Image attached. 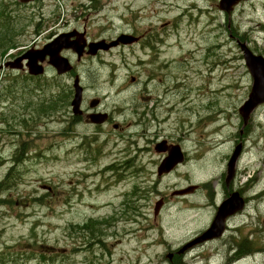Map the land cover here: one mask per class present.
Segmentation results:
<instances>
[{
    "label": "rangeland",
    "instance_id": "obj_1",
    "mask_svg": "<svg viewBox=\"0 0 264 264\" xmlns=\"http://www.w3.org/2000/svg\"><path fill=\"white\" fill-rule=\"evenodd\" d=\"M218 1L0 0L17 35L0 53V264H264V103L246 123L239 112L253 83L239 43L264 57V0L229 16ZM84 24L90 39L159 31L160 52L141 42L80 63L62 53L85 101L112 119L69 126L49 106L72 73L47 66L34 78L4 63ZM158 144L181 153L162 175ZM229 198L230 210L242 202L232 232L182 250Z\"/></svg>",
    "mask_w": 264,
    "mask_h": 264
},
{
    "label": "water",
    "instance_id": "obj_2",
    "mask_svg": "<svg viewBox=\"0 0 264 264\" xmlns=\"http://www.w3.org/2000/svg\"><path fill=\"white\" fill-rule=\"evenodd\" d=\"M21 3H28L34 0H19ZM240 0H219L218 9L230 13L233 6L237 4ZM71 33H63L54 38L49 43L45 44L41 49H36L34 47L29 48L22 55L16 57L13 60H8L4 63L5 67L22 69L24 67L23 60H25V67L27 71L31 75H39L43 73V68L40 65L39 61H43L45 56H48V63H50L57 71L58 74L65 73L71 70L72 66L67 58L60 55V52L64 48H71L73 51L77 53L78 59L81 57L83 48L85 43H81V39L77 38L74 41H68ZM138 39L130 34H121L117 37L116 40H112L111 42L105 44L104 40L98 42L89 43V50L86 52L89 54H95L98 49L108 50L110 47L116 46L120 43L122 44H130ZM239 47L243 53V58L245 64L252 74L253 83L251 90L249 92V98L245 103L240 107L239 112L243 117L244 123H246L250 112L259 104L264 102V57L262 55H253L250 50L246 47L245 43H239ZM1 68V65H0ZM74 94L71 100V105L73 108L74 114H80L81 110L79 109V104L81 101L82 87L78 82V78L76 77L73 81ZM98 100L93 99L91 102L92 106L97 104ZM95 114L93 116H97ZM92 116V117H93ZM101 118L94 119L92 121L95 123H101L106 118V113L100 114ZM157 150H168L169 155L165 157L160 165L157 167V174L162 175L163 173H168L174 166L175 161H179L181 159V153L177 146L170 147H162L161 144L157 145ZM238 152H240L239 148H237L233 154V157L229 161L227 165V178L226 183L230 181V179L234 175V164L236 158L238 156ZM194 189L193 186H190L187 189L179 190L176 193L183 195L189 192H192ZM232 196H237V193L234 192ZM231 201V198L224 201L211 221L210 225L202 232L200 235L195 236L192 240L188 241L184 244L182 250H185L197 243L205 241L207 239H211L214 237H219L223 233L225 229V219L231 215L235 210L241 208V200L238 206L227 208V204ZM162 205V201H158L154 206V213L156 214ZM168 257L171 254L167 255Z\"/></svg>",
    "mask_w": 264,
    "mask_h": 264
},
{
    "label": "flooded vegetation",
    "instance_id": "obj_3",
    "mask_svg": "<svg viewBox=\"0 0 264 264\" xmlns=\"http://www.w3.org/2000/svg\"><path fill=\"white\" fill-rule=\"evenodd\" d=\"M242 3H244V2H240L238 5H240ZM46 31L47 30H44V31L40 30V31H38V35H41V34H43ZM61 33H71V36L68 39V41L80 38L81 42L83 40H85L86 42H89V43L90 42H98L99 40H104L105 44H106V42H110V41L114 40V38H116L119 34H121V33H119L118 35H116L114 37H111L109 39H105L104 37H101V36H97V37L94 36V38L90 39L89 38L90 31H88L87 26L85 24L82 25L81 27H70L69 28L68 26H64L61 31L56 32V33L51 32L50 34H48L47 35V39H45L44 42L45 43L49 42L55 36H57V35H59ZM159 33H161V32L152 31L151 35H149V32H145V33L142 32V33H136V34H133V32H131V33L128 32V34L133 35L138 40L135 41L134 43L130 44V45H121L120 44L117 47L132 46V45H137V44H139L141 42H145V44H146L147 48L150 50V52L153 50V53H156V49H158L159 43H160L159 40H158V36H159L158 34ZM45 43H43L42 45H44ZM154 45L156 46L155 49H154ZM158 51H159V49H158ZM102 52H103V50H98L94 54V56H92V55L90 56V55H87V54L84 53L82 57H84V58H87V57L93 58V57H97ZM61 53H63V54H71V55L75 56L74 52H72V50H70V49H65ZM77 62L80 63V60L79 61L77 60ZM43 65H44V68H46L48 66V64L46 62H44ZM72 71H73V69L70 72L64 73V74H62L60 76H64L66 74H70L71 75ZM71 77L73 79L75 77H78L79 82L81 84L80 76H79V74L76 71L72 73ZM133 80H135V78L132 76L131 77V81H133ZM81 86H82V100H81L80 108H81L82 112L80 114H77V115L73 114L71 103H70V100H69V96L71 95V91L73 93V90H72V87H67V86H66V92L68 93L67 98L64 101L63 95L61 94L59 96V98L56 101L57 104L55 105L56 112H58L59 110L62 111L61 115H60V118L62 119L61 122H65L66 121V124L69 125V126H72V124L80 123L81 121H83V123H85V124L97 125V124L93 123L92 118L99 119V118H101L100 114L101 113H105L104 111L101 110L100 99L99 100L97 99L98 102H97V104L95 106L91 105V102H92V100L94 98H91L89 101L86 102L84 97H83L85 88L83 87L82 84H81ZM95 114H98V115L95 117V116H93ZM111 120L112 119H111V117H110V115L108 113L106 118H105V121L100 123V124H109ZM114 127H117V124H113V128ZM214 204H216V203H214ZM229 219H230V217H228L226 219V225L227 226H226V228H225V230H224V232L222 233L221 236H223L227 232H232L231 227L227 223L229 221ZM216 239H218V238H216ZM213 240H215V238H213Z\"/></svg>",
    "mask_w": 264,
    "mask_h": 264
},
{
    "label": "trees",
    "instance_id": "obj_4",
    "mask_svg": "<svg viewBox=\"0 0 264 264\" xmlns=\"http://www.w3.org/2000/svg\"><path fill=\"white\" fill-rule=\"evenodd\" d=\"M11 17H7L6 12L2 6H0V53H4L9 49H13L16 47V30H15V23L10 19ZM23 76L13 77L8 80V83L4 86L5 88H14L17 82L22 80ZM13 95L12 91H8L5 93L4 96ZM64 101L67 98V94L63 95ZM57 104L56 101L53 102L49 106V109H55V105ZM111 168V167H109ZM14 178L8 179L13 180ZM247 244L242 243L240 246L243 247Z\"/></svg>",
    "mask_w": 264,
    "mask_h": 264
}]
</instances>
